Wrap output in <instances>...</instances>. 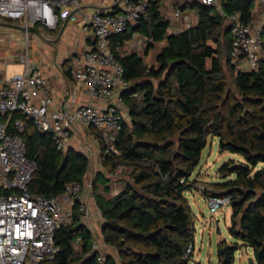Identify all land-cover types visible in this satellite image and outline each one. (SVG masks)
<instances>
[{
    "label": "trees",
    "instance_id": "trees-1",
    "mask_svg": "<svg viewBox=\"0 0 264 264\" xmlns=\"http://www.w3.org/2000/svg\"><path fill=\"white\" fill-rule=\"evenodd\" d=\"M165 5L166 0L151 1L139 20L111 40L130 86L122 93L128 119L116 141L119 152H106L95 129L104 169L122 168L117 194L109 193L111 178L105 172H98L93 184L105 218V241L118 249L123 264H190L194 248L192 253L188 248L194 246L196 225L186 193L197 187L192 175L209 137L216 135L223 151L239 153L246 161L223 163L221 176L233 178L201 190L205 197L232 196L230 233L253 247L257 264H264V60L258 70L236 71L230 63L228 20L235 12L249 20L255 0H221L222 11L200 0H185L184 9L197 10V24L173 33L168 32ZM136 33L149 38L143 52L124 48ZM161 41L165 44L156 63L147 64L150 49ZM7 119L0 116V121ZM24 120L28 154L38 163L31 191L51 198L63 193L67 183L83 182L90 156L74 147L59 149L50 133ZM80 205L77 199L72 223L57 229L60 251L46 264H98L97 252H91L94 235L80 219ZM225 245H219L220 259L230 264L222 253ZM107 259L116 264L112 256Z\"/></svg>",
    "mask_w": 264,
    "mask_h": 264
},
{
    "label": "built area",
    "instance_id": "built-area-1",
    "mask_svg": "<svg viewBox=\"0 0 264 264\" xmlns=\"http://www.w3.org/2000/svg\"><path fill=\"white\" fill-rule=\"evenodd\" d=\"M153 0H117L104 6L90 5L85 0H0V21L20 22L27 34L32 26L54 30L62 19L82 20V29L93 35L95 47L73 56L72 76L87 93L105 103L80 104L76 108L53 109V95L40 63L32 61L29 53L19 62L22 72L10 75L0 70V264H46L60 251L56 232L62 223H72L73 210L80 199L85 182L73 181L63 193L47 197L30 189L38 163L28 154V144L22 131L24 119L33 120L43 132L52 135L59 149H67L76 124L95 128L106 146V152H116V141L127 111L121 101L114 99L128 89L125 67L111 47L115 34L126 30L139 20ZM185 0H166L171 8L168 32H179L197 24L196 11L182 7ZM222 11L221 0H200ZM63 6L69 7L64 13ZM231 25L230 63L236 71H253L264 60V0H255L253 15L244 20L241 13L228 16ZM180 23V24H176ZM149 38L136 33L126 43L129 50L141 48ZM15 113L20 115L13 118ZM13 119V120H12ZM12 120V121H11ZM12 124V128L10 125ZM91 181L88 186H91ZM212 213L227 203L231 195L208 196ZM81 200V199H80ZM80 219L91 217L90 207L81 200ZM81 241V237H78ZM191 244L188 253H192ZM98 264H109L101 245L94 240Z\"/></svg>",
    "mask_w": 264,
    "mask_h": 264
},
{
    "label": "rangeland",
    "instance_id": "rangeland-1",
    "mask_svg": "<svg viewBox=\"0 0 264 264\" xmlns=\"http://www.w3.org/2000/svg\"><path fill=\"white\" fill-rule=\"evenodd\" d=\"M87 1V0H85ZM93 4H98V0H90ZM104 4L109 5L115 3L117 0H100ZM102 4V3H101ZM69 7L63 6L61 12L64 13ZM171 8L167 5L163 7L164 14L169 17ZM188 11H197L196 9H185ZM12 27H17L12 30H3L0 27V51L6 48L11 49V59L13 60L9 66V74L13 75L24 69V65L19 62V57L22 54L29 53L32 61H35L44 54V48L47 46L51 53L56 50L53 43L48 41L49 37H56L63 29V24L65 22L62 19L59 27L54 30H49L47 28L43 29L40 36V40L35 39V34L37 30H33L34 26L31 27L30 32L27 34L26 30L21 28L22 24L20 22H15L8 20ZM180 24V23H176ZM72 25V24H70ZM21 28V29H20ZM74 27H68L63 34V40L75 42L77 38L83 41L82 30L79 28L77 33L73 31ZM35 32V34H34ZM41 32V31H40ZM2 38H4L2 40ZM157 47V51H159ZM144 48H141L143 52ZM156 51L153 52L151 59L155 60ZM71 62V61H70ZM148 64V63H147ZM23 71V70H22ZM21 71V72H22ZM227 76L231 85H233V74L229 67L226 65ZM125 107V106H124ZM126 111L128 108L126 106ZM128 115V114H127ZM128 119V117L126 116ZM230 159H236L240 162H245L243 155L239 153H232L227 150H222L219 145V137L212 135L208 139V143L203 150V155L199 165L196 167L192 178H196L197 187L187 191V196L190 199V204L193 210V216L195 220V238H194V251L190 258V264H225L221 261V256L219 252V245L221 243L231 244L235 246L234 260L230 264H249L250 257H255L253 247L247 245L244 241L235 238L230 233L231 226V215L233 212L232 203H227L222 205L215 213H212L209 206L207 197L204 196L202 188L204 185L213 182H223L233 176L223 177L219 172L221 165ZM102 165V157L100 160ZM122 170V168H119ZM105 173L112 174L111 179L114 178V174L117 171L104 170ZM95 175L90 179L92 185L94 184ZM88 181V182H90ZM103 180L99 181L102 183ZM219 220V222H217ZM77 264V263H76ZM253 264H257L255 260Z\"/></svg>",
    "mask_w": 264,
    "mask_h": 264
},
{
    "label": "crops",
    "instance_id": "crops-1",
    "mask_svg": "<svg viewBox=\"0 0 264 264\" xmlns=\"http://www.w3.org/2000/svg\"><path fill=\"white\" fill-rule=\"evenodd\" d=\"M86 2L90 5H96L93 4L90 0H87ZM101 3L104 6H108L104 4L103 1L98 0V4ZM64 20L65 22L63 24V29L61 30V32L56 37L52 38L48 36L47 38L48 41L53 43L54 47L56 48V50L53 51L55 53H51L49 51V48L46 46L44 48L45 52L41 56V58L34 61L36 63H40L41 72L47 79L50 92L53 95L52 108H76L78 105L86 103H94L99 107H103L105 105L103 100L92 98L84 89V87L74 80L72 72H68L69 70H72L73 56L83 52L86 49L94 48L95 39L93 35L86 34L83 31L81 19L74 21L68 19ZM71 26L74 27V33H77V30L79 28L82 30L81 33L83 36V41L80 38H77L75 42L62 39L64 31ZM0 27L3 30H12L17 28L12 27L10 25V22L8 21H0ZM21 28L23 29V26H21ZM37 28V33L39 34H35V32L34 34L35 39L39 41L40 36H43L42 34H44V32H42V28ZM3 39L4 38H2V40ZM164 44L165 41L156 42L154 47L150 49L148 55L146 56V62L149 65L156 63L157 55L162 50ZM157 47L160 48L159 51H157ZM154 51L157 52L156 58L155 60H151L149 62ZM12 61L13 60L11 59V49L6 48L0 51V70L2 72L9 73L8 68ZM122 93L123 91L119 92V94L116 95L114 99H116L117 101H121L123 106H125L126 108ZM68 147H74L80 151L87 153L91 159L90 168L84 180L85 184L80 199L90 207L92 214L91 217H89L84 223L93 232L94 240L100 243L102 251L107 256H112L116 264H123L118 249L105 241L104 235L102 233L105 218L103 217V214L96 202L93 185L88 186V181H90L92 176L94 177L95 175L96 177L97 173L100 171L105 172L103 165H101L100 163L102 157V149L100 141L95 135V128L82 124H76L73 128L72 136ZM107 174V176L109 177H111L112 175H109V173ZM119 179H121V169H118L117 173L114 174V178H112L109 183L106 184L110 185L109 193L111 195L117 194L121 190L122 183ZM101 187L103 186L101 185ZM255 260L256 259L254 257L253 262Z\"/></svg>",
    "mask_w": 264,
    "mask_h": 264
},
{
    "label": "water",
    "instance_id": "water-1",
    "mask_svg": "<svg viewBox=\"0 0 264 264\" xmlns=\"http://www.w3.org/2000/svg\"><path fill=\"white\" fill-rule=\"evenodd\" d=\"M217 222H219V220H217ZM233 251V245L231 244H226L223 248H222V253L225 255L224 260L227 263H232L233 259H234V254L232 253ZM253 260L254 257H250L249 259V264H253Z\"/></svg>",
    "mask_w": 264,
    "mask_h": 264
}]
</instances>
